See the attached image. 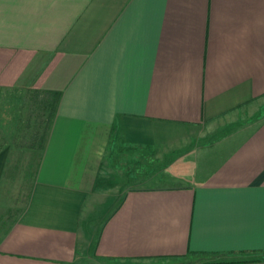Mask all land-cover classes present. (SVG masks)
<instances>
[{
    "label": "crops",
    "instance_id": "obj_1",
    "mask_svg": "<svg viewBox=\"0 0 264 264\" xmlns=\"http://www.w3.org/2000/svg\"><path fill=\"white\" fill-rule=\"evenodd\" d=\"M0 89L60 93L0 264H264V0H0Z\"/></svg>",
    "mask_w": 264,
    "mask_h": 264
},
{
    "label": "rangeland",
    "instance_id": "obj_2",
    "mask_svg": "<svg viewBox=\"0 0 264 264\" xmlns=\"http://www.w3.org/2000/svg\"><path fill=\"white\" fill-rule=\"evenodd\" d=\"M46 98L32 89H0V150L7 153L0 177V235L24 206L34 180L41 138L51 114ZM170 132L174 134V130ZM173 145L174 141L149 148L112 150L109 161L104 159L110 170L108 196L117 201L131 186L156 183L165 175L173 155L168 147L172 149ZM126 167L134 173L133 182H125L121 176Z\"/></svg>",
    "mask_w": 264,
    "mask_h": 264
},
{
    "label": "trees",
    "instance_id": "obj_3",
    "mask_svg": "<svg viewBox=\"0 0 264 264\" xmlns=\"http://www.w3.org/2000/svg\"><path fill=\"white\" fill-rule=\"evenodd\" d=\"M40 93L47 95L45 103H48V106L51 108L50 109L51 114L49 117V122H48V125L46 126V131L44 132L43 137L41 138V142H40V149H42L44 146V142H45L46 132L48 130L49 123H50V120L52 118V114H53V112L56 108L57 102L59 100L60 93H59V91H49V90L48 91H40Z\"/></svg>",
    "mask_w": 264,
    "mask_h": 264
}]
</instances>
